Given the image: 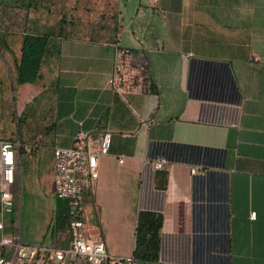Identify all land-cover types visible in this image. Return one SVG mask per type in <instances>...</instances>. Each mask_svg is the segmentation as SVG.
Masks as SVG:
<instances>
[{
    "label": "crops",
    "instance_id": "crops-1",
    "mask_svg": "<svg viewBox=\"0 0 264 264\" xmlns=\"http://www.w3.org/2000/svg\"><path fill=\"white\" fill-rule=\"evenodd\" d=\"M113 1L91 22L50 29L30 19L35 3L0 0L1 31L54 34L39 77L19 84L22 107L39 98L33 144L51 177L54 147L79 132L94 141L109 133L84 193L108 254L134 264H264V0ZM116 42L148 59L143 94L122 99L107 86ZM159 159L166 164L154 169ZM145 212L160 219L157 244L137 251ZM45 223L37 242L65 246L47 230L51 216Z\"/></svg>",
    "mask_w": 264,
    "mask_h": 264
},
{
    "label": "built area",
    "instance_id": "built-area-1",
    "mask_svg": "<svg viewBox=\"0 0 264 264\" xmlns=\"http://www.w3.org/2000/svg\"><path fill=\"white\" fill-rule=\"evenodd\" d=\"M109 89L124 99L128 94H143L147 90L149 62L143 54L114 43ZM111 135L102 133L96 141L83 132L75 135L68 147L52 150V184L54 195L67 204L69 238L65 246L22 243L18 234H4L6 214L13 211L11 189L20 177L19 142L0 139V264H134L133 256L108 254L105 242L94 230L85 211V189L98 178L99 158L107 154ZM25 152L38 145H23ZM123 158H119L122 162ZM166 160L152 162L162 169ZM255 217V213L250 215ZM11 248L9 258L6 249Z\"/></svg>",
    "mask_w": 264,
    "mask_h": 264
},
{
    "label": "rangeland",
    "instance_id": "rangeland-1",
    "mask_svg": "<svg viewBox=\"0 0 264 264\" xmlns=\"http://www.w3.org/2000/svg\"><path fill=\"white\" fill-rule=\"evenodd\" d=\"M33 3L39 6V10H31L30 19L50 29L69 23L91 22L102 14L103 8L114 7L113 0H35ZM16 17H19V11ZM20 27L17 24L15 33L0 30L3 34V41L0 39V138L33 145L39 135V98L36 97L27 106L19 104V94L24 90L15 80V61L22 41ZM39 154V149H33L21 155L20 177L11 189L13 211L6 214L7 226L3 233H19L22 243L41 244L37 242V237L46 228L45 222L50 216L52 221L53 210L61 202L53 192L51 160L48 155L42 157ZM47 230L51 231L49 227ZM55 232L60 239L63 238L62 230ZM10 251L8 247L6 258H9Z\"/></svg>",
    "mask_w": 264,
    "mask_h": 264
},
{
    "label": "trees",
    "instance_id": "trees-1",
    "mask_svg": "<svg viewBox=\"0 0 264 264\" xmlns=\"http://www.w3.org/2000/svg\"><path fill=\"white\" fill-rule=\"evenodd\" d=\"M19 1V0H18ZM35 0H26L25 6L30 7ZM3 33V32H2ZM3 34H0V39L3 41ZM53 32L41 31L27 28L22 34L19 56L15 61V80L18 84L33 83L39 77L40 68L44 58L48 52L54 47L52 43ZM24 145V144H23ZM20 157L24 153L23 147L18 150ZM56 204L53 210L52 221L49 224L51 231H60L64 237L69 238V218L67 213V204L64 200ZM160 227L159 217L151 213L145 212L139 216L137 225V251L145 244L147 249L154 247L157 244V234ZM148 236V238H146ZM138 255V253H137ZM155 253L144 252L141 255L143 259H154Z\"/></svg>",
    "mask_w": 264,
    "mask_h": 264
}]
</instances>
